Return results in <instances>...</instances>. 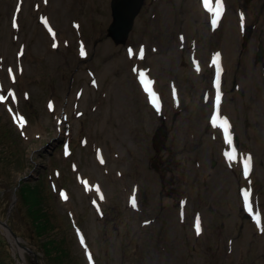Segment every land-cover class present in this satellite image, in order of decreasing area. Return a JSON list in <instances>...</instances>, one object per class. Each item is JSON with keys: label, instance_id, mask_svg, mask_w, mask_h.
Masks as SVG:
<instances>
[{"label": "rangeland", "instance_id": "374dc122", "mask_svg": "<svg viewBox=\"0 0 264 264\" xmlns=\"http://www.w3.org/2000/svg\"><path fill=\"white\" fill-rule=\"evenodd\" d=\"M110 6L0 0V264H264V0H148L124 46Z\"/></svg>", "mask_w": 264, "mask_h": 264}, {"label": "snow or ice", "instance_id": "6c2138e0", "mask_svg": "<svg viewBox=\"0 0 264 264\" xmlns=\"http://www.w3.org/2000/svg\"><path fill=\"white\" fill-rule=\"evenodd\" d=\"M204 7L211 13H213V19H212V24L215 26L219 20V17L221 16L223 12V0H203ZM241 21L243 22V14H241ZM47 23V21H45ZM183 37H181V40ZM55 46V45H54ZM83 55V51L81 52ZM144 54L143 48L139 50V55L142 58ZM129 55H133V50L129 49ZM213 64L217 65V93H216V102H215V107H216V112L211 118V123L213 127H218L223 130V136L227 144L232 145L233 144V138L231 135V125L226 117H222L219 113V106H220V100H221V94L219 92V54H216L215 59L213 60ZM139 78L141 83L144 85V90L149 94L151 103L159 109L160 105L158 102V98L156 96V93L153 91L151 88V81L146 79V74L144 72L139 73ZM14 79V77H13ZM14 96V93L12 94ZM7 99L6 96L0 95V101H5ZM17 123L20 124L21 127H23V117H19L17 119ZM226 157L228 158L229 161H235L237 159V154H236V149L233 147L231 151L225 153ZM101 162H103L101 160ZM251 171V156H247V158L244 161V167H243V174L247 177ZM102 198V197H101ZM243 199H244V205L246 210L249 213H253V205L251 203V192L250 190H244L243 191ZM132 204L135 206V198L132 199ZM254 219L256 220L257 224L260 223L261 217L257 213L254 216ZM201 225L199 218H197L196 222V233L199 235L201 233ZM261 231H264V228L261 229ZM81 243H83V237H81ZM89 260L92 259L91 254H89Z\"/></svg>", "mask_w": 264, "mask_h": 264}, {"label": "water", "instance_id": "95a60500", "mask_svg": "<svg viewBox=\"0 0 264 264\" xmlns=\"http://www.w3.org/2000/svg\"><path fill=\"white\" fill-rule=\"evenodd\" d=\"M145 0H111V9H112V22L107 30L108 36L116 44H125L129 38V34L133 28L135 19L139 14ZM261 59V55L258 56V60ZM166 133L165 126H161L160 130L157 132L155 137V144H165L164 135ZM164 139H161V138ZM155 161V168L159 170L157 166V159ZM0 225L5 228V234L7 237L11 234L17 244L19 243V238L8 228L6 222L0 220ZM10 238V237H9ZM21 245V244H20ZM24 249H27L25 246H22ZM29 253L31 250L27 249Z\"/></svg>", "mask_w": 264, "mask_h": 264}, {"label": "bare ground", "instance_id": "6f19581e", "mask_svg": "<svg viewBox=\"0 0 264 264\" xmlns=\"http://www.w3.org/2000/svg\"><path fill=\"white\" fill-rule=\"evenodd\" d=\"M171 99H170V101H172V96L170 97ZM229 145V144H228ZM229 149L231 150L232 149V147L229 145ZM236 154H237V156H239L241 153H239V151H237L236 150ZM230 162H232L233 164H235L236 165V171H239L240 170V168H241V170L243 169V167H244V164H243V162H242V160H240V159H236L235 161H230ZM241 164V165H240ZM246 180H245V178H244V182H245ZM244 190H250V192H251V188L250 187H244ZM251 203H252V194H251ZM253 205V204H252ZM253 212H254V208H253Z\"/></svg>", "mask_w": 264, "mask_h": 264}]
</instances>
